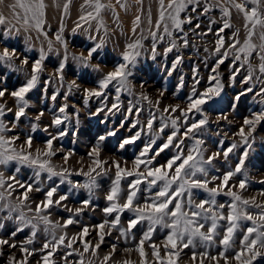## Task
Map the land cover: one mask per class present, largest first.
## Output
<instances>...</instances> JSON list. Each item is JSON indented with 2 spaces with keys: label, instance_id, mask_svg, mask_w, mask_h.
I'll use <instances>...</instances> for the list:
<instances>
[{
  "label": "snow or ice",
  "instance_id": "6c2138e0",
  "mask_svg": "<svg viewBox=\"0 0 264 264\" xmlns=\"http://www.w3.org/2000/svg\"><path fill=\"white\" fill-rule=\"evenodd\" d=\"M70 2L71 0H69ZM143 2L144 0H137L140 5H143ZM86 3L94 8L95 14L88 12L80 17L81 21L95 20L106 7H112L113 12L115 11L111 4L105 5L101 3V0H95L94 4L93 0H86ZM115 3L120 7H125L124 4H121V0H115ZM158 4L159 16L154 24L156 31L150 29L151 44L149 48L145 49L142 43V39H147V37L137 38L128 43L126 50L121 54L122 61L112 71L102 75L98 81V89H84L85 105H87L89 97L99 98L104 95L105 100H107L105 90L109 88V85H112L115 88V102L108 111L119 110L121 93H126L128 96L135 94V69L139 58L142 56L141 50L147 51L149 57L155 60L158 55L157 42H164L167 37L168 44L162 55L166 58L174 50L178 53L171 68L168 69L170 76L183 60L179 50L189 47V33L198 37L207 36L211 33L216 37L213 48L216 63L212 72L216 73V69L232 56V63L229 67L234 71L229 76L230 82L234 84L236 76L247 64V75L241 82L244 84L259 82L262 85L255 91L252 86L247 87L234 97L233 110L240 97L247 93L261 97L259 111H253L250 117H245L239 130L234 133L235 136L240 137V144L232 143L226 149L219 147L217 151L205 155L208 150L204 147L203 136L210 123L219 124L221 119L228 121L227 113L216 110L217 98L221 96L224 85L219 78V73H216V75H209L208 86L203 91H198L196 86L200 84V78L196 75L197 70L193 69V86L190 94L186 97V103L185 98L181 97V103L174 106L169 105L162 109V113L167 115H161V123L157 131L164 133L165 129L169 127L171 131L166 134V140L157 146L151 155L149 152L156 144L155 138H152L139 156L134 159L132 170L122 167L117 160H113L109 164L108 160L101 159L102 142L106 139L104 135H101L87 153L91 161L87 166V171L81 167L75 172V175L84 176L85 182L81 184L72 181L68 177L73 173L67 167H62L57 171L52 165V157L57 154V150L53 148V141L68 135L66 128H59L67 116L63 119L54 116L51 126L58 130L55 133H49L50 138L44 142L43 150L33 148V136L29 133H25L23 142L18 148L16 146V142L20 140L21 136L16 134L14 129L18 127L22 117L28 119L26 109L29 107V100L26 97L36 87L39 73L44 71L43 62L47 54L41 49L39 58L33 60L31 64L30 78L18 90L10 93L16 103L14 119L5 121L4 117L7 113L13 112V108H6V102L0 103V166L7 169L13 162L16 164L13 173L7 178H5L4 171L0 170V214H3L0 215V231L4 229L5 221L13 220L17 225L7 236H0V256L4 255L5 246L8 249H18L20 253L24 254L22 259H17L15 254L9 255L6 264H29L28 258L37 252L42 254L37 264H59V261H63V264H96L97 260L99 264H109V262L111 264H137L131 259L113 260L118 250L121 254H128L129 257L132 253H136L139 257L138 264H179L182 254L188 256L191 264H206V262L207 264H221V261L223 264H230L231 261H234L235 264H254L258 258L264 257V203H257L255 196L245 198L241 194L248 189L250 184L245 162L249 156V150L253 148L256 141L254 134L257 132L258 126L264 124V31L259 36L261 41L259 45L260 63L253 67L250 61L252 53L257 48V45L252 42V38L256 35L258 26L264 28V0H168L167 4H165V0H158ZM17 8L22 10L23 16L16 11ZM67 9L68 3L64 5L65 12ZM214 9H218L221 14L222 26L213 31L212 24L216 21L210 19L205 30L197 31L201 29L203 23L200 17L208 16ZM232 9L242 14L244 19L247 38L243 44L236 38V32L227 38L222 35L226 29L232 27L230 23ZM10 10L13 18L22 25L25 31L31 27L40 30L44 23V0H15V3L10 6ZM193 21L196 23L193 24ZM6 22H8L6 18L0 14V25ZM140 23L141 18L137 16L133 21V34L136 33ZM148 23L152 25L151 9L148 12ZM184 25H189L187 30H185ZM81 26L79 23L77 24V27ZM100 26H103L102 21ZM162 26L163 35H158ZM12 31L18 34L21 29L13 25L5 35ZM62 31L63 28H61ZM44 35L47 36V33ZM55 39L64 48L61 62L55 69V74L63 82L64 69L69 59L67 42L59 33L56 34ZM103 47L104 42L101 40L100 43L87 48L86 55L81 52L80 55H73L71 59L82 69L93 73H102L103 67L107 65L93 64V60L99 58L100 50ZM52 49V42L49 41V52ZM204 50L208 51L207 48ZM56 54L59 55V53ZM17 59H19L17 49L5 43L0 50V66L13 72H19L22 69L15 64ZM238 61H241L239 65H237ZM20 63L25 66L28 65L29 57L25 56ZM257 71L259 75L255 76L254 79ZM44 83L45 85L51 83V78L45 80ZM145 83L146 81H141L140 87L143 88ZM73 86L79 87L75 80L68 85L69 93ZM182 86L183 77H181ZM7 91L6 88L0 89V100L6 96ZM165 91H167L166 88L160 89V95L163 96ZM140 97L144 100L149 99L143 93L140 94ZM56 98L57 94H53L51 97L53 101ZM65 99H67V95H65ZM159 103L160 101L157 100L154 106L158 108ZM182 104L184 106H181ZM104 107L106 104L98 108L96 114L104 111ZM133 107L135 105L130 102L129 114L132 113ZM66 108L67 105L61 106L59 112L65 113ZM140 111L142 109H136L137 116ZM43 115V111L37 113L35 120L40 121ZM212 115H215L214 121L210 120ZM156 119V116L150 113V118L145 125L149 133L152 132ZM228 123H232V121H228ZM136 126L134 122L132 127L135 128ZM30 127L31 131L35 132L38 124L30 122ZM43 130L47 132L48 128L45 127ZM142 131L143 128L132 137L124 139L119 144V148L123 149L125 145L139 139ZM10 132L13 135H6ZM107 135L115 136L116 132L109 131ZM185 141H189L190 144H186ZM223 143L221 140L219 145L222 146ZM238 147H242L243 151L238 156L235 167L229 168L220 176L216 175L215 172H219L220 169L213 162L220 159L221 156L227 162L229 154L234 153ZM167 149H172L174 154L164 164H155L156 157ZM59 151L65 153L61 157L65 165H67L70 157L75 155L73 150H66L63 146L59 148ZM82 162L83 157L78 163ZM21 167L33 169V176H30L28 180L18 179L17 176ZM113 168L115 169V177L105 196L108 205L102 209L105 217H112V219L106 218L102 223L94 226V229H98L96 237L93 238L95 243L92 239H87L90 236L87 225L82 226L76 234L69 236L67 231L69 226L80 224V220L77 218L81 217L82 213L92 205L94 192L99 187L97 177L106 176ZM44 173H47L48 180L53 177H60V184L67 181L70 185L69 191L57 195L60 190L59 184L45 187L41 181V176ZM126 177L135 178L128 181L125 193L121 182ZM233 178L237 179L234 180ZM216 181L219 183H215ZM260 183H264V180ZM141 184L146 185V187L141 189L139 187ZM210 184L213 186L209 187ZM80 188L85 189L88 193V199L80 201V207L73 209L63 203L69 199L70 195H76V190ZM198 191L207 193V197L197 202ZM33 192H42L44 198L39 201L34 200L30 197V193ZM141 192L148 193L144 197L143 203H140V196L138 195ZM221 194L230 197V201L227 204L217 205L216 197ZM259 195L264 196V189L260 190ZM13 196H15L14 200ZM33 204H35L34 208L32 207ZM225 207L229 209L227 215L222 211ZM249 208L259 209V211L253 213L248 210ZM60 209L66 210L71 215L53 221L51 219L53 212ZM91 210H95L94 206ZM125 211L132 213L127 227L121 226V215ZM145 220L148 221V228L137 239L133 229H136L137 225ZM219 221H225L226 224L221 225ZM243 221L251 222L250 226L244 227L241 223ZM157 225L171 230L162 241V247L152 241ZM106 226L107 230H105ZM221 227L224 228L222 234L217 231ZM25 228L31 229L30 235L24 241H16L14 238ZM241 229H243V235L239 240L238 250H235V234ZM113 231L118 235L113 237L112 241L106 240V236H112ZM38 232H42L44 236L42 246L39 249L27 247L26 245H32L36 242ZM217 237H220L218 244L221 250L213 255L209 249L217 244ZM106 244L110 246L101 258L99 253L102 246ZM121 244L124 246L120 247ZM146 245L150 251L146 250ZM197 247L204 250L198 252L196 251ZM185 249H190V255L185 252ZM230 250L231 255L228 254ZM58 251L63 254L57 259L55 256ZM73 256L79 257V259L69 261L68 258Z\"/></svg>",
  "mask_w": 264,
  "mask_h": 264
},
{
  "label": "rangeland",
  "instance_id": "374dc122",
  "mask_svg": "<svg viewBox=\"0 0 264 264\" xmlns=\"http://www.w3.org/2000/svg\"><path fill=\"white\" fill-rule=\"evenodd\" d=\"M94 2L95 0H93V4ZM167 2L168 0H165V4H167ZM14 3L15 0H2V2H0V14H3L8 21L5 24L0 25V50H2L5 43L10 47L16 48L19 59L15 61V64L22 69L19 72H13L6 67L0 66V89L6 88L8 90L6 96L0 100V103L6 102V108H13V112L7 113L4 119L6 122L14 119L16 103L10 93L14 90H18L20 86L27 82L31 74V64L33 60L39 58L40 50L43 49L47 54L46 59L43 62L44 71L39 73V80L36 87L28 93L26 97L29 100V107L26 109L28 119L26 120L22 117L18 127L14 129V132L21 136L20 140L16 142V146L18 148L25 139L24 134L29 133L33 136V148L43 150L44 142L50 138L49 133H55L58 130L56 127L51 126L54 116H59L62 119L67 116V119L64 120V123L60 125L59 128H66L68 130V135L62 139L53 141V148L57 150V154L52 157V165L57 171L62 167H67L68 170L73 173V175L68 177V179L72 181L81 184L85 182V177L82 175H75V172L81 167L84 168V171H87V166L91 163L87 153L91 147L95 145L97 138L101 135L106 137L102 142L101 159L108 160L109 164H111L113 160H117L122 167L132 170L134 167V159L139 156L140 152L150 140L155 138L156 144L153 145L149 152V155H151L152 152L156 150L157 146L166 140V134L171 131L170 127L166 128L164 133H159L157 131V128L161 123V115H167L162 113V109L169 105L174 106L177 103H181V97L185 98L186 103V97L190 94L193 86V69L197 70L196 75L200 78V84L196 86L198 91H203L208 86L209 75H216V73H219V78L224 85V89L221 96L217 98L216 110L227 113L228 121H232V123H228V121L221 119L219 124L210 123L207 132L203 136L205 140L204 147L208 150L205 153L206 156L217 151L219 147L226 149L232 143L239 145L240 137L235 136L234 133L239 130L245 117H250L253 111H259L261 108V97L254 96L253 93H247L240 97L239 102L233 110L232 105L236 94L250 86L254 88V91L258 90L262 85L259 82L255 84H252L251 82L249 84H244L241 82L244 76L247 75V64L244 65V68L240 71L239 75L236 76L234 84L230 82L229 76L234 71V69L229 67L232 63V56L216 69V73L212 72L216 63V56L213 55L216 37L211 33L203 37L193 36L189 33V47L181 48L179 50V54H182L183 60L170 76L168 75V69L171 68L172 62L178 53L174 50L172 53H169L166 58L162 55L164 48L168 44L167 37L164 42H157L158 55L155 60L149 57L147 51L141 50L142 56L139 58V62L135 69V94L128 96L126 93L122 92L120 96L119 110L113 109L111 112L108 111L115 102V88L112 87V85H109V88L105 90L107 100H105L104 95L99 98L89 97L87 105H85L84 89H98V81L102 78V75L112 71L114 67L122 61L121 54L126 50L128 43L133 42L137 38L147 37V39H142V43L144 44L145 49L149 48L151 44L150 29L156 31L154 24L159 16L158 0H144L143 5L137 3V0H121V4H124L125 7L116 5L115 0H101V3L105 5L111 4L115 8V11L113 12L112 7H106L95 20L89 19L88 22L81 21L80 17L86 15L88 12H93V14H95V12L94 8L86 3V0H71L70 3L69 0H44L45 16L43 18L44 23L41 29L37 30L35 27H31L27 31L23 30L22 25L18 24L13 18L10 6ZM66 3H68L67 12L64 10V5ZM149 9H151L152 25L148 23ZM16 11L23 16L22 10L17 8ZM137 16H140L141 23L136 29V33L133 34V21ZM220 16L221 14L219 10L214 9L208 14V16L200 17V20L203 21V23L201 24V29L197 31L205 30L210 19L216 21V23L212 24L213 31H215L222 26ZM101 21L103 26H100ZM78 23L82 26L77 27ZM195 23L196 21H193V24ZM230 23L232 27L226 29L222 35L227 38L228 36H231L233 32H236V38L241 41V44H243L244 40L247 38V30L244 28L242 14L236 12L235 9H232ZM13 25L20 28L21 31L18 34L15 31H12L5 35L8 33V29ZM184 27L185 30H187L189 25H184ZM61 28H63L62 32ZM262 31H264V28L258 26L256 29V35L252 38V42L257 45L256 51L252 53L250 58L253 67L258 66L260 63L259 45L261 44V41L259 36ZM44 33H47V36H45ZM57 33H59L67 42V51L69 54V59L64 69L63 82H61L55 74V69L61 62L64 54V48L57 43L55 39ZM158 35H163V26L158 31ZM101 40L104 42V47L100 50L99 58L93 60V64H106L107 66L103 67L102 73H93L89 70L82 69L71 59L73 55H80L81 52H84L86 55V49L100 43ZM49 41H51L53 45L51 52L48 50ZM205 48L208 49L207 52L204 50ZM56 53H59V55ZM25 56L29 57V64L26 66L20 63ZM240 63L241 61H238L237 65ZM258 75L259 72L257 71L254 75V79L255 76ZM181 77H183L182 87ZM49 78H51V83L45 85L44 81ZM73 80L76 81V84L79 85V87L73 86L69 93L68 85L71 84ZM141 81H146L143 88L140 87ZM213 83H215V81H213ZM163 88H166L167 91L161 96L159 90ZM141 93L146 95L149 99H142L140 97ZM53 94H57L55 101L51 99ZM65 95H67V99H65ZM157 100L160 101L158 105L159 110L154 106ZM149 101H151V103H149ZM130 102L135 105L131 114L128 113ZM105 104L106 107H104V111L96 114L97 109L103 107ZM64 105H67L66 112H59V108ZM181 106L184 105L182 104ZM137 108L142 109L138 116L136 115ZM41 111L44 112V115L41 117L40 121L37 122L35 116ZM150 113L154 114L157 118L151 133H149L145 127L147 120L150 118ZM210 120L214 121L215 115H212ZM30 122L38 124L35 132L31 131ZM134 122L137 125L135 128L132 127ZM45 127L48 128L47 132L43 130ZM142 128L143 131L141 132L139 139L131 144L125 145L123 149L119 148V144L124 139L132 137ZM109 131H115L116 135L108 136L107 133ZM74 132L75 135H73ZM6 135L11 136L13 133L10 132ZM254 135L256 136V141L253 144V148L249 150V156L245 162V167L250 177V184L248 189L241 194L245 198L255 196L257 203H264V196L259 195L260 190L264 189V183H260V181L264 180V124L258 126L257 132ZM221 140L224 142L222 146L219 145ZM73 141H75V143H73ZM185 143L190 144L189 141H185ZM61 146L66 150H73L75 152V155L70 157L67 165L64 164V161L61 158L65 154L64 152L59 151ZM242 151L243 148L238 147L234 150V153L229 154L227 162L223 160L222 156L220 159L214 161L213 163L220 169V171L215 172V174L220 176L224 171L229 170V168H234L237 158ZM173 154L174 152L172 149H167L161 153L160 156L156 157L154 163L164 164ZM81 157H83V162L78 163V161L81 160ZM15 167L16 164L13 162L7 169L0 166V170L4 171L5 178H7L13 173ZM30 176H33V169L21 167V171L17 178L28 180ZM114 177V168L106 176L97 177L99 187L94 192L92 205L82 213L81 217L77 218L80 220V224L69 226L67 229L69 236L76 234L81 230L82 226L87 225L90 231V236L87 237V239H92L93 243H95L93 238L96 237L98 229H94V226L102 223L106 218L108 220L112 219V217H105L102 209L108 205L105 196ZM134 178L135 177H126L122 180L121 186L125 193L127 191L128 181ZM233 179L235 180L237 178ZM41 181L45 187L52 184H59L60 190L57 195L67 193L70 188L67 181L60 184V177H53L51 180H48L47 173L42 174ZM215 183H219V181H216ZM212 186V184L209 185V187ZM139 187L144 189L146 185L141 184ZM138 195L140 196V203H143V199L148 193L141 192ZM30 197L37 201L44 198L42 192L30 193ZM206 197L207 193L203 191L197 192V202ZM14 199L15 196H13V200ZM85 199H88V193L85 189L80 188L76 190V195H70L69 199L63 203L74 209L80 207V201ZM216 200L217 205L221 203L227 204L230 201V197L221 194L216 197ZM93 206L95 208L94 211L91 210ZM32 207L34 208L35 204H33ZM248 210L253 213L259 211V209L255 208H249ZM222 211L227 215L229 209L225 207ZM29 215L31 214L29 213ZM69 215H71L69 212L60 209L53 212L51 219L55 221L61 217L67 218ZM131 217L132 213L125 211L121 215V226L127 227L128 220ZM4 223L5 227L0 231V236H7L17 226L16 222L13 220L5 221ZM61 223H63V220H61ZM241 223L244 227L250 226L251 224L249 221H243ZM219 224L225 225L226 222L219 221ZM41 228H43V225H41ZM147 228L148 221L145 220L142 221L141 224H138L136 229H133L137 235V239H139L140 235H142ZM105 230H107V226ZM30 231V228H25L24 231L18 233L14 239L18 242L24 241L30 235ZM170 231L169 228H162L157 225L152 236V241L162 247V241ZM217 231L222 234L224 228H218ZM116 235H118V233L113 231L112 236H106V240L112 241L113 237ZM242 235L243 229L238 230L235 234V250H238L239 240L242 238ZM219 238L220 237H217V244L209 249L210 253L213 255L221 250V247L218 244ZM43 239V233L38 232L36 242L32 245L26 246L39 249L42 246ZM109 246L110 245L107 244L102 246V250L99 253L101 258L106 254ZM123 246L124 245L122 244L120 245V247ZM146 250L150 251V249H147V245ZM203 250L204 249L200 247H197L196 249L198 252ZM185 252L190 255V249H185ZM11 254H15L17 259H22L24 256V254L20 253L18 249H8L5 246L4 255L0 256V264H6L7 258ZM62 254V252L58 251L55 258L58 259ZM228 254L231 255V250ZM41 255V253L37 252L29 257V264H37ZM68 259L69 261H73L78 260L79 257L73 256ZM123 259H131L136 261L137 264L139 261V257L136 253H132L129 257L128 254H121L118 250L117 255L113 257V260L119 261ZM262 262H264V257L258 258L254 264H262ZM59 264H63V261H59ZM96 264H99L98 260L96 261ZM109 264H111V262H109ZM179 264H191V261L188 259V256L182 254V259ZM221 264H223L222 261ZM230 264H235V262L231 261Z\"/></svg>",
  "mask_w": 264,
  "mask_h": 264
}]
</instances>
